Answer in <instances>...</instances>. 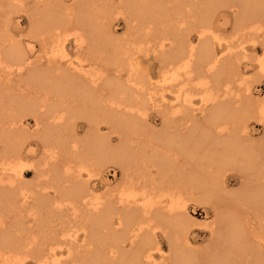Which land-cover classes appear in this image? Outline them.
<instances>
[{
  "label": "bare ground",
  "instance_id": "obj_1",
  "mask_svg": "<svg viewBox=\"0 0 264 264\" xmlns=\"http://www.w3.org/2000/svg\"><path fill=\"white\" fill-rule=\"evenodd\" d=\"M113 13L138 32L126 69L110 35ZM14 15L13 27L26 22L25 45L11 30ZM220 15L234 37L216 35ZM69 29L76 31L68 43ZM151 37L156 44L143 45ZM149 49L158 70L172 72L155 89L140 69L139 53ZM102 58L111 70L89 74L82 66ZM241 66L264 79V0H0V264L26 256L37 264H200L191 204L213 218L202 249L212 264H264V145L252 142L247 124L255 118L264 130V108L248 88L231 93ZM178 75H204L214 92L195 105ZM148 104L162 130L137 140ZM77 118L87 126L82 139ZM31 144L45 158H77L87 175L44 158L42 166L23 164ZM109 163L120 176L98 195L90 169ZM30 169L39 176L33 187L24 180ZM232 180L236 189L228 188ZM28 206L35 212L24 223L20 210Z\"/></svg>",
  "mask_w": 264,
  "mask_h": 264
},
{
  "label": "rangeland",
  "instance_id": "obj_2",
  "mask_svg": "<svg viewBox=\"0 0 264 264\" xmlns=\"http://www.w3.org/2000/svg\"><path fill=\"white\" fill-rule=\"evenodd\" d=\"M183 16L184 14L181 17ZM13 17L14 19L12 20V23H11V30L13 32V35L15 38L21 40L22 44L25 45L28 42L26 22L22 21L21 19L20 23L16 27H13L15 20L17 18V15H14ZM177 17L180 18V16H177ZM190 18H191L190 14H187L185 16L186 20H191L192 18L191 19ZM108 20L110 22V25H109L110 26L109 29L111 32L110 35L116 41L117 45L120 46L122 50L125 52L126 56L120 60V64L124 66L123 69H126L125 67H127L128 63H130L129 59H131V57H136L137 55V52L134 47L137 46L138 44V40H136V36L138 32H135V30H132L131 28L126 26L124 16H122L120 13H113L108 18ZM215 20H217V25H218L217 27H215L216 35L220 37H224L226 39H230L234 37L229 21H226V23L222 24L223 23L222 15L217 16ZM75 31H76L75 29L67 30L66 33L68 34L67 35L68 43L72 42V40L74 39ZM156 41H157L156 38L151 37L149 38V41H147V43H143V45H146V44L147 46L155 45ZM192 41L195 42L196 39L193 38ZM34 45L35 46L33 50L35 51L34 52V55H35L38 50V44L34 42ZM67 51H68V57H70L72 61L76 62L75 53L73 49L68 48ZM260 52L261 51H258V53ZM56 57H57V54H56ZM140 57L143 60V62L140 64V69H143L148 74V77L151 78L150 80L146 79L148 82V87H150L149 89L158 88V85L163 83V80L165 77H171L172 72L162 73L161 70H158L157 62L152 59L150 49L148 50L146 55H143L140 52L139 58ZM147 61L149 64L148 67L146 65ZM106 63H108V61L102 58L101 60H98L96 63L90 64V63L84 62L82 66L84 69L87 70V73L90 74L92 72L97 73L98 70H103V72L108 71V69L111 70L112 69L111 66H109ZM241 72H242V75L240 79L238 78L233 79L228 83L229 85H231V93L234 95H237V94H240L241 92H244V90L248 88V92H250L251 97L256 101V105L258 103V106L260 108H264V79L263 78L259 79L256 76V72L254 69H248L246 67L241 66ZM128 73H125L122 75V78H121L122 82H125V79L129 78ZM177 81L178 83H181V82L187 83L185 86L187 89V92H182V94H185V93L189 94L191 98V102L195 105L200 104L201 98L204 99V96L207 92H214V90H211V91L209 90L210 83H209L208 78L204 75L192 76L190 80H184L183 76L178 75ZM10 93L15 94V92H10ZM163 93H165V96L167 98L172 97V93L169 91H166ZM10 96L13 97L12 94ZM10 96L7 97L8 100L11 98ZM2 107L3 106H1L0 108L3 109ZM142 108H143L144 113L141 115L140 121H138L139 128H136L135 134L133 136L137 140L140 138H144V137L146 139L152 140L154 136L162 130L161 118H160L158 110H154L153 106L148 104L145 106V108L144 107ZM171 109H175V108L171 107ZM24 122L27 123L26 124L27 126H30V128H32L31 117H28V116L25 117ZM76 122L78 123L77 136H79L78 137L79 139H82V136L87 132L86 130L87 126L83 118H77ZM247 124H249L248 128L250 131L252 142L257 143L256 145H260L262 147L264 145V130H263L262 125L258 124L255 118H251ZM99 130L101 133L108 134L109 142L111 144L118 143L119 139H118L117 134L115 132H112L104 123H101L99 125ZM31 146H32V150L35 149V152L32 154L28 153L26 155L25 153H23L24 154V157H23L24 159H22L23 164L39 163L40 166H42V162L44 160L47 166L48 165L54 166L56 164V167L59 170L70 169L71 172H75L76 170H79L81 166H83V163H81V161H79L77 158H72L69 155H61L55 158L53 157L45 158L40 153L41 149L39 145L31 144ZM159 148L160 146L157 145V149ZM87 168L88 169L91 168V165L87 166ZM79 172L81 175H87L84 169H80ZM90 172L95 173V174H92L89 176L88 178L89 186L98 195H100L106 188L113 185L117 181L118 177L120 176L119 169L111 163L107 164L99 172H97L96 170H92V169H90ZM24 176H25L24 180L27 184L26 185L27 187L28 186L33 187L34 186L33 183L35 182L37 178H39V176H37L34 173V169H30L28 173ZM238 184H240L239 181L237 182V181L232 180L228 188L236 189ZM40 189H45L46 191L50 190L49 194H51V188H46L44 183L42 184ZM204 207L205 206H198L195 204L190 205V210L194 211L192 213V216L194 217L193 220L194 222H196V224H194L191 227L192 228L191 237L194 238L192 241V245H193L192 247L196 249V251L198 250L197 252L200 253L201 257L198 259L199 262L202 261L200 264H212V260H208V256L206 257V256H203L202 254L204 252L203 250H205L204 248L207 247L206 244H208L206 242V240L208 239L207 238L208 237L207 224L213 219L211 216V213L206 212L205 209H203ZM34 212H35V208L33 206L31 208L30 206L21 208L20 218L23 220L24 223H27L29 222L31 218L29 214L30 213L34 214ZM43 219H48V216H43ZM6 220L8 222L9 219L7 218ZM162 249L166 250L165 246ZM23 264H37V263L34 260H31L30 256H26V258L23 261Z\"/></svg>",
  "mask_w": 264,
  "mask_h": 264
}]
</instances>
